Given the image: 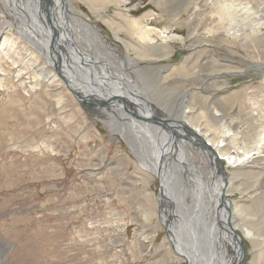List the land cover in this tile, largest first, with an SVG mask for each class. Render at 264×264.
Listing matches in <instances>:
<instances>
[{
    "label": "rangeland",
    "instance_id": "1",
    "mask_svg": "<svg viewBox=\"0 0 264 264\" xmlns=\"http://www.w3.org/2000/svg\"><path fill=\"white\" fill-rule=\"evenodd\" d=\"M40 1V19L46 22L51 38L46 7L58 14V20L51 15L58 32L56 21H66V26H61L66 28L67 42L57 41L75 60L70 62L75 64L73 74H85L86 79L94 76L93 81L102 75L114 85L102 69L112 64L115 75L125 82L131 76L143 92L127 86L122 89L125 83L120 81L115 93L109 94H138L144 102L134 95L128 99L134 102L136 98L138 103H134L144 107L148 117L136 106V112L125 106H121L125 112H112L98 106L103 99L100 94L84 90L88 82L71 77L65 82L54 66V70L47 67L39 47L27 44L20 31L25 20L21 9L12 12L11 6L0 0V47L4 38L10 40L4 46L7 54L1 53L0 59V241L7 248L0 264H195V258L202 264L198 254L209 263L219 264L216 259L224 258L225 264H236L241 255L238 241L221 226L226 228L229 221L242 233L241 227L249 225L264 239V140L259 141L264 136V72L258 70L264 69V7L259 10L263 21L256 23L246 20L248 15L242 10L236 17L231 15L240 0H89L91 4L87 0H55L48 5ZM255 1V6L264 3ZM19 2L25 0H14L12 5ZM230 28L241 31L240 35L233 36ZM142 30L149 31L153 44L138 42ZM142 49L156 57L139 56ZM127 55L133 62L126 60ZM91 62H96V67ZM249 67L257 69L244 72ZM226 68L232 73L216 74ZM46 76L54 77L49 85ZM73 80L81 91L68 85ZM33 84L39 86L35 91ZM74 92H82V103ZM204 96L208 104L203 103ZM145 102L158 112L149 113ZM216 107L220 120L210 110ZM181 109L186 123L193 127L189 121H197L210 137H229L224 133L228 125L239 138L237 147L231 146L226 153L227 159L220 160L228 179L224 189L230 199L228 219L227 212L220 213L219 221L216 218L222 194L213 186L219 185L215 182L219 178L212 170L215 164L210 153L200 146L201 139H187L170 119L175 130H168L164 141L171 148L168 164L176 156L179 166L187 169L194 164L204 180L183 173V182L162 183L165 196L160 197L158 177L138 167L141 156L117 133L120 126L107 123L109 119L132 127L134 123L131 137L136 144L146 151L156 145L159 149L164 136L147 118L170 116L178 121ZM126 112L131 115H122ZM156 133L157 137L153 136ZM176 134L180 138L175 139ZM181 139L190 144L192 158L179 151ZM138 149L142 153V148ZM160 160L166 164V159ZM188 182L200 184L197 197L189 191L187 197L183 193L182 184ZM207 184L209 204L203 191ZM185 201L197 209L184 218ZM165 209L176 248L162 223ZM200 225L205 227L197 238L198 253L192 250V239ZM216 239L223 243L220 247L214 245ZM244 240L247 253L241 264H264V243L252 244L245 236ZM207 247L211 251H206Z\"/></svg>",
    "mask_w": 264,
    "mask_h": 264
},
{
    "label": "bare ground",
    "instance_id": "2",
    "mask_svg": "<svg viewBox=\"0 0 264 264\" xmlns=\"http://www.w3.org/2000/svg\"><path fill=\"white\" fill-rule=\"evenodd\" d=\"M14 0H5V2H4V5H6L7 7L8 6H11V11L12 10H14V12H17V11H19L18 10V8L19 9H21L19 12L22 14V16H24V18H25V20L24 19H22V21H21V25H22V29H20V31H21V34H23L24 35V37H25V39L27 40V44H32L33 46H38L39 48H38V50L41 52V54H43V56L46 58V65H47V67L48 68H52L54 65V61H53V59H54V57H52L51 56V54H52V47H51V37H50V34H48V31L45 29V24H46V22H44V21H42L41 19H40V16H41V12H42V10L41 9H39V5H38V3H39V1L40 0H37L36 2H33L34 0H25V2H19V3H16V4H14V5H12ZM17 1V0H16ZM86 1V0H85ZM90 4H91V2L89 1V0H87ZM186 1V0H185ZM244 1V0H243ZM242 0H240V2L238 3V7L236 8V10H234V11H231V15H233V16H237V15H240V11L242 10L243 12H245L248 16H247V18H246V20L247 19H254L253 21L254 22H256V23H258V22H261V21H263L262 20V14H260V8L262 9L263 7H264V3H262L260 6H255V5H258V4H256V1L255 0H252V1H250V0H245V3H242L243 2ZM186 4V3H185ZM184 4V5H185ZM252 4L254 5V6H252ZM93 5V4H92ZM98 6V5H97ZM226 6L228 7H230V6H232V5H227L226 4ZM97 8V7H96ZM95 8V6H93V9H94V11H97L98 12V10ZM232 8V7H231ZM8 9V8H7ZM10 9V8H9ZM99 9H102V8H99ZM229 9V8H228ZM235 9V8H234ZM238 9H239V12H237L238 11ZM16 10V11H15ZM260 10V11H259ZM183 11H184V9H183ZM10 12V11H9ZM13 12V11H12ZM62 12V10L60 11V13ZM27 13H28V15L29 16H27ZM262 13V12H261ZM57 14V13H56ZM55 14V17L57 18V20H58V17H57V15ZM219 14H220V16H221V13L219 12ZM226 14H228V13H226ZM61 15H62V13H61ZM60 15V18H62V16ZM21 16V15H20ZM79 17H78V20H79V22H80V24H82V20L80 19V15H78ZM229 17V16H228ZM31 18V19H30ZM241 18V17H240ZM257 18V19H256ZM47 19V18H46ZM242 19V18H241ZM134 23L135 24H137L138 23V21H134ZM242 23V22H241ZM263 23V22H262ZM86 24V23H85ZM245 27H246V25L245 24H243ZM256 25V24H255ZM84 26H86V25H84ZM88 27V26H87ZM234 27V26H233ZM12 28H13V24H12ZM48 29V28H47ZM239 29V28H238ZM89 30V31H88ZM87 31H88V33H90L91 31H90V29L88 28L87 29ZM229 32H233L232 33V35L233 36H238V35H240V32H238L237 31V29L236 28H233V29H229L228 30ZM260 31V30H259ZM117 32V31H116ZM147 32H149V31H145V30H142V31H140V33H139V36H138V38H139V41L138 42H142V44L143 43H145V42H148V43H152L153 44V40L152 39H150L148 36V33ZM258 32V31H257ZM52 34V33H51ZM254 35V34H253ZM1 36V35H0ZM77 36V35H76ZM80 38H81V40H83L85 37H83V36H81V35H78ZM97 37L98 36H100L98 33H97V35H96ZM95 36V37H96ZM73 38V37H72ZM31 40H34V41H36V43H37V45L36 44H34V43H32V41ZM8 42H10V40L9 39H7V38H4L3 39V42H2V44H1V47H0V59H1V53H3V54H7V52H6V48L4 47L5 46V44L7 43L8 44ZM163 42L165 43V42H167V39H165V40H163ZM144 45V44H143ZM131 46V45H130ZM133 46V45H132ZM168 46V45H167ZM75 49H76V47H75ZM78 49V48H77ZM80 52V51H79ZM115 55H116V53H115ZM139 56H141V57H156V55H153V56H151V55H149L146 51H144L143 49H142V53H139ZM86 57H89V56H86ZM90 58V57H89ZM91 59V58H90ZM97 59V58H96ZM10 60H11V58H10ZM88 60V59H87ZM127 61H132L133 62V58H131L129 55H127V59H126ZM92 61V60H91ZM99 64H102L101 63V59H99V61H97ZM125 63V62H124ZM123 63V64H124ZM91 64H93V62H91ZM74 67H75V64H72ZM115 65V64H114ZM2 66V65H1ZM34 66H36V65H34ZM94 67H96V65L94 66ZM112 64L109 66V67H105L104 65H103V72H104V75L105 74H107V75H109V76H111L112 78H113V82L115 83L114 85H111V80H109V79H107V78H105L104 80L106 81V82H108V84L107 85H101L102 84V82L100 81V79H101V77H99L100 79H98V77L96 76V81L98 82L96 85H93V87H95V86H97V87H95V90L96 91H98L97 93L98 94H100L101 96H102V98H106V95H104V93L106 92V93H112V92H114L115 93V89H118V87H119V82L120 81H122V77L119 75V74H114L113 72H112ZM33 69V68H32ZM43 69V68H42ZM41 69V70H42ZM53 69V68H52ZM37 70V69H36ZM40 70V69H39ZM44 70V69H43ZM54 70V69H53ZM95 70H97L96 68H95ZM122 70V69H121ZM4 71V70H3ZM213 71V70H212ZM38 72H41V71H38ZM37 72V73H38ZM89 72L91 73L92 72V69H89ZM214 72H216V71H214ZM36 73V74H37ZM79 73V72H78ZM84 73V72H83ZM97 73V72H96ZM226 73H232V71H230L228 68H226V69H224V70H222V71H219V73H216V74H226ZM43 73H41V75H42ZM114 74V75H113ZM34 75H35V71H34ZM38 75H39V73H38ZM85 79H86V75L85 74H83L82 75ZM102 76V75H101ZM82 77V78H83ZM127 77V76H126ZM47 81H48V85L50 84V83H52L53 81H54V77L53 78H51V77H48V76H46V77H44ZM83 78V79H84ZM215 78V77H214ZM84 79V81H86V82H88V86L90 87L92 84H93V80H92V77L91 78H89L88 77V79H86L85 80ZM124 80H125V78H124ZM161 80V79H160ZM76 80H73V81H71V82H73V83H71V82H69V84L68 85H72V88L74 89H79V91H81L82 90V88H81V86L80 85H78V84H76V82H75ZM79 83H80V81L79 80H77ZM122 82H124L125 84H120L121 86V88L123 89L124 87H130L131 89L132 88H134V89H136V90H134L135 92H141V88L137 85V84H135V83H133L134 81H133V78L131 77V76H129V78L126 80V82L125 81H122ZM128 82V83H127ZM90 83V84H89ZM99 86H101L102 87V89H101V87H99ZM37 87H39V86H37L36 84H33L32 85V91H35L36 89H37ZM104 87H105V89H104ZM97 88L99 89V90H97ZM122 89H120V90H122ZM126 89H128V90H131V89H129V88H126ZM94 91V90H93ZM117 91V90H116ZM133 91V92H134ZM87 92H89V91H87ZM124 92V91H123ZM132 92V91H131ZM143 92V91H142ZM141 92V93H142ZM81 94H82V92H80ZM119 95H123L122 93H118ZM134 95V94H133ZM126 95H124L123 97H125ZM130 97H132V95H130V96H126V98H130ZM134 97V96H133ZM138 97L141 99V100H139V102H144V100H143V98L142 97H140L139 95H138ZM203 98V103L204 104H208V102H207V100H208V97H206V96H204V97H202ZM143 100V101H142ZM91 101V100H90ZM83 102V101H82ZM87 102H88V100H87ZM134 102H136V103H138V101H137V99L136 98H134ZM89 103V102H88ZM125 104H126V102H124ZM145 104H147V106H150L149 107V113H151V114H156L155 113V111L157 110L156 108H154L153 107V105L152 104H150V103H147V102H145ZM179 105V104H178ZM121 106H124V104H123V102H120V104L118 103V105L117 106H114L113 105V107H112V110H113V112H125V111H123L122 109H121ZM140 106V105H139ZM139 106H137L136 105V107H139ZM204 106H207V105H204ZM220 106V105H219ZM125 107H129L130 108V106H128V104H127V106H125ZM180 107V106H179ZM142 108V109H141ZM140 108V111L141 112H143V117H148V114H146V110H145V108L144 107H141ZM211 110V112H212V114H213V116H214V118L215 119H219L220 120V118H217V117H219V114H220V111L217 109V107L216 108H211L210 109ZM137 111V110H136ZM178 111H180V109H178ZM189 111H185V113L187 114ZM182 113L184 114V110L183 109H181V117H179L178 119H176V120H178V121H182L181 123L180 122H178V121H174V119L173 118H171L170 116H169V118L174 122L173 124H177V123H180V124H182V123H184V124H188V123H186V119H184L185 117L184 116H182ZM122 115H124V116H126V115H131L130 114V112H126V113H124V114H122ZM133 115V114H132ZM137 116H138V114H136ZM135 115V116H136ZM123 116V117H124ZM152 116V115H151ZM139 117V116H138ZM168 117V116H167ZM127 118V117H126ZM150 119V118H149ZM175 122H177V123H175ZM191 124H193V127H191L189 124V128L190 129H192V130H194L195 131V133L196 134H198L200 137H196V138H199V139H201V143H202V146H203V143L204 142H207V143H209V144H211V146H212V148H213V150L214 151H212V150H210V149H208V148H206L205 146H204V148L208 151V153H210V154H208L209 155V157H211V159L212 160H214L215 161V158L216 157H218L219 158V161L221 160V159H227L226 158V153L231 149V146H233V148L234 147H237V143L239 142V138H238V136L237 135H234L232 132H231V128L230 127H228V125H226V131L224 132L226 135H229V137L228 136H224V137H222V136H217L218 134H216V136H212V137H210L208 134L209 133H207V131L205 130V132H204V130L202 131V127H201V125L197 122V121H189ZM107 123H109V126H111L112 124H114V123H117V125L118 126H120V128H118V129H115V130H117V131H120V132H122V133H120V132H117L118 134H120L123 138H125L127 141H130L129 143H130V145L132 144L133 146H134V148H135V150H136V153L138 154V155H140L141 157H139L138 158V167L141 169V170H143V171H146V172H148V173H151L153 176L154 175H156L157 177H158V179H160V181H161V183H163V184H165V183H169L170 181H172V180H174V181H181V182H183V181H185V179H184V176H183V173H188V174H190V175H192V174H194L195 175V177H198L199 178V181H202V180H204V177H203V175L201 174V172L199 171V170H195V165L194 164H191V167H188L187 169L185 168V167H182L181 165V167L178 165V163H177V157L176 156H172L173 157V160H172V158H171V161L169 162V164H168V159H170V157H171V155H170V149H168V147L166 146V144H165V139L167 138V129H163V130H161L162 128H161V126L160 125H157L158 126V133H160L161 131H162V133L161 134H163V142H164V145L163 146H161V147H159V149H157V145L155 146V148L153 147L152 149H148L147 151H146V149L142 146V145H137L136 144V142H135V140H134V138H132L131 136H132V134H134V133H132V128H135V124L134 123H132L133 124V127L131 126V125H128V123L127 124H124V122H119V121H116V120H114V122L111 120V119H109V120H107ZM130 123V122H129ZM140 123V122H139ZM219 123V122H218ZM142 124V123H141ZM169 124V123H168ZM137 125V124H136ZM179 125V124H178ZM211 126V125H210ZM223 126H225L224 124H223ZM111 128V127H110ZM147 130V128L146 127H143V130H144V132H146V130ZM186 129H188V127H186ZM111 130H113V129H111ZM115 130H113L114 132H116ZM182 130V129H181ZM185 130V129H184ZM184 130H182V131H184ZM136 131V130H135ZM186 131V130H185ZM134 132V131H133ZM206 133V134H205ZM210 133H211V131H210ZM223 133V134H224ZM143 134V133H142ZM212 134V133H211ZM138 135V134H137ZM144 136V135H143ZM153 136H155V137H157V133H156V135H153ZM161 136V135H160ZM228 137V138H227ZM264 137V136H263ZM262 136H261V138H260V142H262L263 140H264V138H263ZM178 138H180V137H178ZM158 142V141H157ZM161 143V142H160ZM258 144H261V143H258ZM179 151L180 152H183V153H185L187 156H191V158L194 156V154H193V151L191 150V147H189V143L187 142V141H183L182 139L180 140V143H179ZM132 147V146H131ZM138 148H142V153H143V155H142V153L139 151V149ZM156 150H157V153H156ZM215 150L217 151V153L215 152ZM159 151H160V153H159ZM144 154H146V155H144ZM175 155H179L178 153H174ZM172 155H173V153H172ZM161 158V157H163V160L165 161V159H166V164L165 163H163V162H161L162 160H160V162H158V158ZM184 159H186V158H184ZM220 164H221V161H220ZM222 165V164H221ZM189 166V165H188ZM197 168V167H196ZM198 169V168H197ZM226 176V175H225ZM219 179L220 180H222V177L220 176L219 177ZM198 182V181H197ZM215 182H217V181H215ZM189 183V182H188ZM188 183H186V184H182V188L184 189V191H183V193L185 192V195H186V197H187V194H186V192H188L189 191V194L190 195H192V196H194V197H197L198 196V194H200V190H199V186H200V184H198V185H196V186H194L193 184H188ZM218 184L219 185H216V186H213V188L215 189L216 188V191H219L218 193L221 195L222 194V196H219L218 198L220 199V202L222 203V205H223V203H224V197H225V203H226V205L230 208V206H229V204H230V199L229 198H227V196H226V193H225V190H226V186H227V184L226 185H224V187H223V182H222V184H220L219 182H218ZM207 186L208 187H204V190L203 191H205L206 193H207V201L208 200H210V193H211V190H210V193H208L209 192V189L208 188H210V186L207 184ZM225 189V190H224ZM201 190H202V188H201ZM164 192V191H163ZM218 194V195H219ZM162 196H165V194L163 195H161L160 197H162ZM209 197V198H208ZM195 199V198H194ZM196 200V199H195ZM205 200H206V198H205ZM211 201V200H210ZM199 204H201V203H199ZM208 204H209V201H208ZM165 208V207H164ZM194 209H197V208H195L194 206H193V203H187L186 201H185V206H184V208L182 209V214L184 215V218L185 217H189L188 215H189V213L192 211V210H194ZM235 209H237V208H235ZM219 210V209H218ZM237 211V210H236ZM197 212V211H196ZM239 212V211H238ZM167 214V210L165 209V213L164 214H161V216H162V222H164V223H168V215H166ZM242 214V213H241ZM172 215H173V217L175 216V214L174 213H172ZM228 216V217H227ZM227 216H226V219H228L229 218V215H228V212H227ZM171 220H172V218H171ZM222 225V224H221ZM220 225V226H221ZM218 226V225H217ZM241 226V225H240ZM249 226V225H248ZM248 226H243V227H241V230H242V233L244 234V236H245V238L247 239V240H249V242L250 243H259V245L260 244H262V242L264 243V239L263 240H261V235L260 234H258L257 232H255V228H253V227H248ZM204 227L205 226H203V225H200V226H197V231H196V236L194 237V239H192V241H193V251H195V250H198V253L200 252V249L198 248L199 246V244H198V241H197V238L200 236V233L204 230ZM223 227H225L224 225L223 226H221V228H223ZM207 233V236L208 237H210V232L208 231V232H206ZM205 233V234H206ZM216 234V233H215ZM215 234H213V235H215ZM217 235V234H216ZM234 235V234H233ZM179 238H177V240H178ZM209 239V238H208ZM221 244H223V243H218L217 242V239L215 240V242H214V245H217V246H221ZM232 244H235V242L233 241L232 242ZM2 242L0 241V258H3V256H4V254L7 252L6 250H5V248L6 247H2ZM175 245V244H174ZM205 246H207L206 244H204ZM177 247V245H175V248ZM212 248V247H211ZM7 249V248H6ZM214 247H213V249H212V251H214ZM206 251H211V249H209L208 247L205 249ZM199 255V260H201L202 261V264H213V263H209V261L208 260H206L205 258H204V256L203 255H200V254H198ZM192 257H196L195 255H192ZM209 259H210V257H209ZM185 260H187V258H185ZM218 262H219V264H225L226 263V259H216ZM193 262H194V260H193ZM212 262V261H211ZM190 263V262H189ZM198 263V259H196L195 258V264H197ZM214 264H216V263H214Z\"/></svg>",
    "mask_w": 264,
    "mask_h": 264
},
{
    "label": "water",
    "instance_id": "3",
    "mask_svg": "<svg viewBox=\"0 0 264 264\" xmlns=\"http://www.w3.org/2000/svg\"><path fill=\"white\" fill-rule=\"evenodd\" d=\"M42 1L44 2V1H46L47 3V5L48 4H51L53 1H55V0H41L40 1V4L42 5ZM51 8V7H50ZM41 10H42V7H41ZM55 15V12L54 11H51V9H49L48 7H46V17H47V22H48V29H49V31L52 33V38H51V47H52V54H51V56L52 57H54V59H53V61H54V69H55V71L58 73V75L60 76V77H62L64 80H65V82H67V80H68V78L69 77H71V78H76V79H79V80H81V82L82 81H84V79L82 78V75H78V74H76V73H74L73 74V72L72 71H74L73 69H72V65H71V63L70 62H75V60L73 59V57L72 56H70V54H69V51H68V49L66 48V46L65 45H63V44H61V43H59L57 40H63L65 43L67 42V39H66V32H65V27H62L61 25H63V26H66V21H64L63 22V20H61L60 19V17H59V20H61V21H56L57 23H58V26H59V32L57 31V28H56V26H54V24H53V17H51V15ZM64 14H65V12H64ZM63 23V24H62ZM60 24V25H59ZM96 25V24H95ZM96 27L98 28V30H100L99 29V27L96 25ZM61 29H62V32H61ZM66 36V37H65ZM70 44H73V42H71ZM61 47H63V48H61ZM80 63V62H79ZM95 63L96 62H93V65H95ZM76 65L78 66V68L80 69V67H82V66H80L79 67V65H78V63H76ZM81 65V64H80ZM94 68V67H93ZM252 68H256V67H249V68H246L245 69V71L244 72H246V71H248V70H250V69H252ZM257 69V68H256ZM258 70H260V71H263L264 72V69H258ZM80 71V70H79ZM92 79H95V77L94 76H92ZM105 79V77H103V76H101V79H100V81L103 83V84H106V81L104 80ZM98 82H96V81H93V84L90 86V87H87V89H84V90H86V91H89L90 93L94 90L95 92H98V91H96L95 90V87H97V86H95V87H93V85H96ZM90 84V83H89ZM103 84H101V85H103ZM84 86H86L85 84H84ZM99 87H101V86H99ZM101 89H102V87H101ZM104 89H105V87H104ZM130 89V88H129ZM133 90H136V89H134V88H132ZM97 90H99L98 88H97ZM132 90H130V92H131ZM132 93V92H131ZM74 95H75V97L77 98V100L80 102V103H82L81 102V99H82V94L80 93V92H74ZM104 95H106V98H103L102 99V101L101 102H99V104H98V106H101V107H104V108H106V109H110L112 112H113V110H112V107H113V105L114 106H117L118 105V103L120 104V101H122L123 102V104H124V106H127V104L132 108L131 110L133 111V112H136V109H135V106L137 105V106H139L140 104H136V103H134V102H132L131 100H129L128 98H126V96L125 97H123V96H121V95H116V94H114L113 93V95H110V94H108V93H104ZM131 95H133V94H131ZM134 96H137L138 97V94H134ZM94 102V101H93ZM93 102H91L92 103V105H94V103ZM124 102H126V104L124 103ZM139 108H141V105L139 106ZM142 109V108H141ZM138 111V110H137ZM104 112H105V110H104ZM148 120H151V122H152V124H155V125H160L161 126V130H163V129H167V130H169V131H174L175 129H174V127H171L168 123H170V118L169 117H167V118H165V119H159V118H154L153 117V119H149V118H147ZM181 123V122H180ZM178 125V123L177 124H175V126H177ZM177 127H179V128H181L182 130H184V132H185V136L184 137H186L187 139L189 138L192 142H195V140H198L196 137H200L198 134H196L195 133V131L194 130H192V129H190L189 128V125L188 124H184V123H182V124H180V125H178ZM186 127H188V129H186ZM182 135V134H181ZM171 137V136H170ZM178 137H180V134H176V136H175V139H177ZM195 139H193V138ZM172 138V137H171ZM199 141V140H198ZM201 142V141H200ZM199 142V143H200ZM200 146L201 147H206V148H208V149H210V150H212V151H214L213 150V148H212V146H211V144H209V143H207V142H204L203 143V146H202V144L200 143ZM215 164V165H214ZM213 168H212V170H213V172H214V174H215V176H217L218 178L221 176L222 177V180H220V179H217V182H219L220 184H222V182L224 183L223 184V187H224V185H226L227 184V181H228V179H227V177L225 176V172H226V170H225V168H224V165L222 164H220V161H219V158L218 157H216L215 158V161L213 162ZM220 175V176H219ZM159 182H160V196L163 194L164 195V186H163V184L161 183V181H160V179H159ZM171 203H173L172 201H171ZM230 210V208L226 205V203H225V197H224V203H223V205L221 206V209L219 210V211H217V213H216V218L218 217V221H219V215H220V213H222V212H230L229 211ZM163 224H164V226L166 227V229H167V231H168V233H169V242L174 246V248H175V245H174V241H173V239L171 238V236H170V232H171V230H170V228H169V225H167V223H164V222H162ZM228 233L229 232H231V233H233L234 234V236L236 237V239H237V241H238V246H239V248H240V252H241V255H240V257L238 258V260H237V262H236V264H241L242 263V261L244 260V258H245V256H246V248H245V240H244V236L242 235V233H240V232H238L237 230H234V228L232 227V225L230 224V222L229 221H227V223H226V228L225 227H223ZM181 236H183V239L185 240V241H187V237L184 235V232H182V234H181ZM184 241V242H185ZM187 262V261H186ZM187 264H189V263H187Z\"/></svg>",
    "mask_w": 264,
    "mask_h": 264
}]
</instances>
